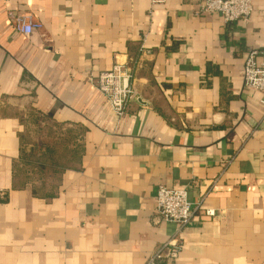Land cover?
Masks as SVG:
<instances>
[{
    "label": "crops",
    "instance_id": "1",
    "mask_svg": "<svg viewBox=\"0 0 264 264\" xmlns=\"http://www.w3.org/2000/svg\"><path fill=\"white\" fill-rule=\"evenodd\" d=\"M200 3L0 0V264H147L176 238L174 264H264V94L243 80L264 0L233 23ZM116 62L137 93L123 118L93 82ZM160 187L216 216L179 231Z\"/></svg>",
    "mask_w": 264,
    "mask_h": 264
},
{
    "label": "built area",
    "instance_id": "2",
    "mask_svg": "<svg viewBox=\"0 0 264 264\" xmlns=\"http://www.w3.org/2000/svg\"><path fill=\"white\" fill-rule=\"evenodd\" d=\"M166 0H152V5L161 4ZM253 0H201L197 14H219L226 23L249 21L253 14ZM13 26L18 34L30 36L40 31L42 24L32 16L18 15ZM145 47L141 46V51ZM244 86L264 94V51L251 49L248 51L244 64ZM98 91L106 98L113 113L123 118L137 93L133 86V68L128 63L116 62L110 71L103 72L93 79ZM264 106V98L261 101ZM156 211L164 222L176 224L178 230L187 228L199 215L214 218L216 211L206 203H193L187 190L160 187L156 197ZM181 233H179L180 236ZM180 238L171 239L163 248L151 256L147 264H174L179 258L182 243Z\"/></svg>",
    "mask_w": 264,
    "mask_h": 264
},
{
    "label": "trees",
    "instance_id": "3",
    "mask_svg": "<svg viewBox=\"0 0 264 264\" xmlns=\"http://www.w3.org/2000/svg\"><path fill=\"white\" fill-rule=\"evenodd\" d=\"M36 134H37L36 132H35V134H32V137H30V135L25 134V138H29V139L30 138H36ZM36 154H39L41 156V150H39V152H37ZM36 154H34V156ZM34 162H37L36 165H35V167L39 171H42V170H44L47 167L53 168V167H56L57 166L56 158H54V157L46 158V159H42L40 161H34Z\"/></svg>",
    "mask_w": 264,
    "mask_h": 264
},
{
    "label": "rangeland",
    "instance_id": "4",
    "mask_svg": "<svg viewBox=\"0 0 264 264\" xmlns=\"http://www.w3.org/2000/svg\"><path fill=\"white\" fill-rule=\"evenodd\" d=\"M35 133V132H34ZM33 161H40L42 160V157L39 154H36L33 158ZM51 176L47 175V177L49 178V180H47L44 184H47V187H53L56 184V180L52 179L53 174H50Z\"/></svg>",
    "mask_w": 264,
    "mask_h": 264
}]
</instances>
